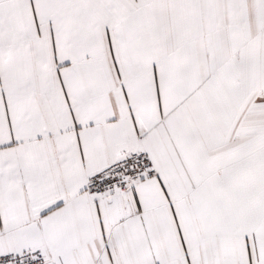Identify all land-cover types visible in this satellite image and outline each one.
<instances>
[{"label": "snow or ice", "instance_id": "snow-or-ice-1", "mask_svg": "<svg viewBox=\"0 0 264 264\" xmlns=\"http://www.w3.org/2000/svg\"><path fill=\"white\" fill-rule=\"evenodd\" d=\"M0 264H264V0H0Z\"/></svg>", "mask_w": 264, "mask_h": 264}]
</instances>
